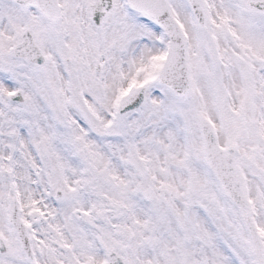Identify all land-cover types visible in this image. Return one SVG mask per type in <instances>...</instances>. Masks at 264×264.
<instances>
[{"label":"snow or ice","instance_id":"6c2138e0","mask_svg":"<svg viewBox=\"0 0 264 264\" xmlns=\"http://www.w3.org/2000/svg\"><path fill=\"white\" fill-rule=\"evenodd\" d=\"M0 264H264V0H0Z\"/></svg>","mask_w":264,"mask_h":264}]
</instances>
